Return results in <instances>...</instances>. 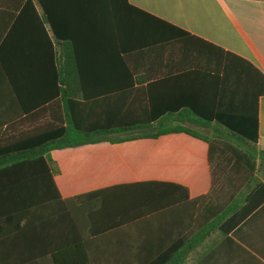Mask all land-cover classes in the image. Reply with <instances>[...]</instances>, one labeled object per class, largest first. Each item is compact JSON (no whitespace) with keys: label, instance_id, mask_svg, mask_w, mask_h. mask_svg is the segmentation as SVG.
I'll return each mask as SVG.
<instances>
[{"label":"crops","instance_id":"obj_1","mask_svg":"<svg viewBox=\"0 0 264 264\" xmlns=\"http://www.w3.org/2000/svg\"><path fill=\"white\" fill-rule=\"evenodd\" d=\"M4 2L11 5L14 0ZM57 3L72 32L85 38L75 46L77 57L71 58V67L77 71L108 67L102 55L124 56L137 73L136 86L145 88L147 115L156 120L154 131L184 126L212 135L228 130L199 116H222L246 127L254 117L258 168L259 161L264 163V91L259 92L264 89V0ZM19 15L20 11L12 15L0 10V50ZM27 26L25 35L34 46L33 28ZM16 46L12 40L8 54L0 58V164L7 161L1 150L35 123L24 121L26 113L10 95L6 67L25 68V76L27 67H48L46 57L31 64L38 61L36 55L17 54ZM61 52L59 45L58 66L65 60ZM79 78L98 83L91 74L68 77L74 83ZM51 154L61 170L55 180L64 199L119 184L144 186L130 201L108 196L87 200L56 220H50L46 206L38 214L32 207H19L10 191L0 190V264H50L47 255L35 259L33 250L38 240L42 248L48 243L51 231L58 236L82 235L87 264L256 263L236 243L264 262V203L230 233V241L219 229L209 232L210 202L194 201L213 186L207 142L180 132L57 149ZM66 163L78 164L72 178L67 177ZM259 179L264 181V175ZM224 193L218 192L214 206L224 204ZM24 210L29 211L25 219Z\"/></svg>","mask_w":264,"mask_h":264},{"label":"trees","instance_id":"obj_2","mask_svg":"<svg viewBox=\"0 0 264 264\" xmlns=\"http://www.w3.org/2000/svg\"><path fill=\"white\" fill-rule=\"evenodd\" d=\"M57 1L14 0L11 5L4 0L0 2V10L5 14L13 15L20 11L17 25L0 50V58L8 54L13 40L18 45L17 54L25 57L29 53L36 55L38 61L31 64L41 63L42 56L48 59V67H27V76L25 68L6 67L9 93L16 96L20 112L26 113L24 121L39 123H34L33 129L17 134L15 142L1 150V156L7 161L0 164V190L10 191L19 207H32L35 212L38 210V214L40 208L46 206L50 220L70 214L74 205L81 206L87 200H100L108 196L112 200L130 201L137 196L139 187L144 186L142 183L114 185L64 199L55 180V175L61 170L51 152L101 142L118 144L153 139L163 134L183 132L209 144L212 190L194 201L210 202L209 232L219 229L227 240L233 241L230 233L264 203V181L259 179L258 168L259 136L254 117L250 126L246 127L236 126L222 116H199L208 124L216 120L228 130H216L212 135L184 126L158 127L154 131L156 120L147 115L145 88L136 86L139 81L137 73L124 56L102 55L108 67L79 68L77 71L70 66L71 58L77 57L75 46L84 43L85 38L72 32L68 17ZM160 22L184 34L181 29L165 21ZM27 25L33 28L34 46L29 45L32 40L27 38L31 37L25 35ZM59 45L62 46L61 55L65 57L60 66L57 59ZM73 73L94 75L98 83L95 79L91 84L84 82V77L74 83L68 79ZM107 79L112 82L107 83ZM261 91L264 89L260 87ZM42 118L44 120L41 121ZM219 191L225 192L221 197L224 204L214 206ZM28 212L23 211L24 219ZM33 225L36 227V224ZM26 227L24 225L21 230L24 231ZM236 245L256 260V263L250 261L246 264H264L244 247L238 243ZM33 253L35 259L47 255L50 264H87L86 258H83L85 248L82 235L69 233L58 236L51 231L48 243H44L42 248L38 240Z\"/></svg>","mask_w":264,"mask_h":264},{"label":"rangeland","instance_id":"obj_3","mask_svg":"<svg viewBox=\"0 0 264 264\" xmlns=\"http://www.w3.org/2000/svg\"><path fill=\"white\" fill-rule=\"evenodd\" d=\"M264 154V153H263ZM263 160L259 161V175L263 176L264 175V163H262ZM78 167V164L75 163L74 165L66 163V173L68 178L74 177L73 175L75 174V171L73 170L74 168L76 169Z\"/></svg>","mask_w":264,"mask_h":264}]
</instances>
